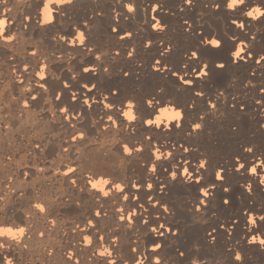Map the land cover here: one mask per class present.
<instances>
[{"label": "bare ground", "instance_id": "6f19581e", "mask_svg": "<svg viewBox=\"0 0 264 264\" xmlns=\"http://www.w3.org/2000/svg\"><path fill=\"white\" fill-rule=\"evenodd\" d=\"M45 2L0 3V20L6 21L0 32L14 37L0 36V226L26 229L19 243L0 237L10 244L0 249V260L264 264V245L258 242L264 236V16L245 15L253 8L264 12V0H245L242 11L227 9L225 0H72L49 3L50 23ZM80 32L86 42L73 46ZM212 38L222 47L211 48L206 41ZM240 47L251 55L233 57ZM192 51L199 63L224 69L213 67L207 78L184 85L178 77L192 76L185 67ZM236 73L241 94L213 90L215 80L233 81ZM153 98L160 101L157 108L179 106L185 116L174 123L180 127L165 126L167 118L159 128L143 122L158 114L146 103ZM129 104L137 117L131 122L121 115ZM194 123L202 128L193 131ZM123 144L142 150L128 156ZM249 147L252 153L243 150ZM236 156L239 163L255 165L258 175L236 172ZM201 160L205 169L193 174L201 177L199 184L180 175ZM220 168L226 169L223 182L215 180ZM101 178L110 183L96 189L87 183ZM200 200L206 205L197 212ZM129 215L132 220L120 219ZM233 252L243 261L234 262Z\"/></svg>", "mask_w": 264, "mask_h": 264}, {"label": "snow or ice", "instance_id": "6c2138e0", "mask_svg": "<svg viewBox=\"0 0 264 264\" xmlns=\"http://www.w3.org/2000/svg\"><path fill=\"white\" fill-rule=\"evenodd\" d=\"M5 2V0H0V3H3ZM72 0H50V3H71ZM186 2L188 4H191V0H186ZM231 4V7H229V5ZM245 4V0H225V4L224 6L227 8V9H230V10H241L242 11V8L241 6ZM215 7L219 8L221 7L220 4H215L214 5ZM259 11H260V8H258ZM128 10L129 11H133V8L131 5H128ZM251 12H252V9L247 11L245 13V15L247 17H251L252 19H257V16H254V15H251ZM259 16H264V12H261L260 11V15ZM54 19V17L51 18V20H48V21H45L46 23H50L52 20ZM6 24V21L4 22ZM233 24H236V21L233 20L232 21ZM239 27L243 28L244 25L243 24H240ZM6 31V29H5ZM128 35L130 36L131 33H128ZM0 36H2L6 41L8 40H11V39H14V37H12L11 35H5L4 32H0ZM123 38V37H122ZM79 42L81 45L85 44L86 42V36L84 34V32H80L79 33V36L78 38H73L70 43L75 46L76 43ZM206 43L211 47L213 48L214 50L216 49H219L220 47H222V42L219 40V39H216V38H212V39H209L206 41ZM243 54V55H242ZM129 56L132 55L131 52L128 53ZM251 55V52H245V49L243 47H240L238 48L237 50H235L234 52H232V56L235 57V58H241L243 59V56H250ZM97 59H99V57H97ZM261 59H264V57H262ZM199 60H200V57L198 56L197 52L196 51H192L188 57V62L187 64L185 65V67L188 69V71H190L192 73V76L190 78H185L187 75H188V72H185L184 75L182 76H179L178 79L184 84V85H188V86H192L194 84V82L196 80H202L204 78H207L209 76V72L212 71V68L215 67L216 69H219V70H223L225 65L224 64H213V65H209L208 63H199ZM257 63H260L259 60L256 61ZM157 64L160 63V61H157L156 62ZM157 71H160L161 69H156ZM84 72H89V69L88 68H84L83 69ZM105 71H107V69H105ZM125 75H127V73H124ZM173 75H176V73H173ZM41 79H46V77L42 76ZM68 85L65 84V87H67ZM41 87H43V85H41ZM85 88H88V85H84ZM92 88H95V85H92ZM89 92H91V89H89ZM197 96H203L204 93L203 91L201 92H197L196 93ZM33 100L36 99V97H32ZM56 99H60L59 96L56 97ZM72 99H76L75 96L72 97ZM85 103H88L87 101H85ZM147 105L151 108L154 109L155 112H157L158 114L155 115V118H149V119H146L144 120L143 122L148 125V126H152V125H155L156 127H161V125L163 124L164 120L167 118L168 120V124L165 125L167 127H180L181 124L180 123H174L176 121H183L184 119V116H185V113L179 108V106H176V105H162L160 106L159 108L156 107L157 104L160 103V101H155L154 103V98L153 99H148L146 101ZM105 107H112L111 104H106ZM129 110L127 111H122L121 112V115L126 118L127 120H129L130 122L131 121H135L137 119L136 115L131 111L132 109V105L129 104ZM217 106L215 104H212L211 105V108L212 109H215ZM171 110V112H169L168 110ZM60 111L62 112H67L68 109L67 108H62L60 109ZM173 113H178L179 115L177 117H173L172 114ZM130 114V116H129ZM151 115V114H150ZM66 119L68 117H65ZM110 120L112 119L111 116L108 117ZM201 120V122L203 121V117H200L199 118ZM192 130L193 131H196V130H200L202 128V123H194L192 126ZM191 134V133H190ZM73 139H76V137H73ZM80 139H84V134L81 133L80 134ZM151 139V138H149ZM121 150L123 151V153H125L126 155L130 156L132 154V151L135 150L137 152L141 151L142 149H139V148H130L127 144H123L121 146ZM185 151H187V149H184ZM244 151L248 152V153H252L253 152V149L251 147L247 148V149H243ZM158 151V150H157ZM254 154V153H253ZM168 156H171L172 153L169 152L167 154ZM163 156V153H161L160 156H157L156 159L159 160L161 159V157ZM235 161L236 163L233 165V168L236 172H241V170H243L244 172L246 173H250L252 175H258V169L255 165H251V166H248V162L245 160L244 163H239V160H240V156H236L235 158ZM261 164L264 165V161H261ZM179 167V166H178ZM206 167V161L205 160H201L199 162V166L195 169H193L191 172L189 171L188 168H183L182 171L180 172V175H185L187 176L188 179L192 180L194 183L196 184H199L200 181H201V177H199L198 175L194 176L193 174L194 173H199L201 170L205 169ZM153 172L156 170V166L153 165L152 166V169H151ZM69 172H74V169H69L68 170ZM226 172V169L224 168H220L219 170H217L215 172V180L217 181H221L223 182L224 180V175H222V173H225ZM65 175H67V173H65ZM171 176L173 179H176L177 178V173L175 171L171 172ZM262 183H264V181H261ZM73 184L76 183L75 180L72 181ZM87 183H90L91 184V187L93 189H96L98 186H100L102 188V186L104 184H109L110 182L106 179H103L101 178L100 180L98 181H87ZM116 189L120 192H123V188L119 185V184H116L115 185ZM147 187L149 189L152 188V185L151 184H148ZM211 187H215V184H212ZM200 191L202 192L203 196L204 197H210V192L206 189V188H201ZM225 192L228 191L227 188L224 189ZM248 191L251 192L252 191V187L249 186L248 187ZM108 192H103V195L104 196H108ZM125 199H128L127 196H125ZM157 203H159L157 201ZM224 204H228L229 201L228 200H224L223 201ZM200 205H206V202L204 200H200L196 206V211L199 212L200 211ZM35 207L37 209H39L41 212H44L45 211V208L43 207V205L41 204H36ZM165 211H168V209L165 207L164 208ZM101 213L99 211H97L95 213L96 216H99ZM120 219L124 220V219H128V220H132L133 217L131 215H129L128 217H124V216H121ZM260 220L262 222H264V216H261L260 217ZM249 221L252 225H256L257 221L255 219V217H252V216H249ZM89 223H91L89 221ZM144 224L147 225L148 224V221H144ZM164 226L161 224L159 225V228H163ZM26 231V230H25ZM151 231L153 232H159V229L157 228H152ZM168 231H171V229H168ZM213 231H215V229H213ZM250 231H258V228L257 229H251ZM25 234V232H24ZM23 234V235H24ZM41 235H43V233H41ZM159 235H163L162 232H159ZM208 236L212 239V240H215L216 237L212 235L211 232L208 233ZM101 239H103V237H101ZM251 243H256L257 242V237L255 235H252L251 237ZM259 244L260 245H264V236H262L260 239H259ZM89 243H91V241L89 240ZM4 244H7L6 242H4ZM26 247V245H25ZM160 245L159 244H156L155 245V248H159ZM155 248L153 250H155ZM134 251V250H133ZM100 255H104V253H100ZM177 255L179 257H184L185 256V252L184 251H178L177 252ZM232 256H233V260L234 262H242L243 261V257L239 254V252H233L232 253ZM0 264H5V260H0ZM12 264H13V260H12ZM188 264H197L196 261L194 260H190L188 262Z\"/></svg>", "mask_w": 264, "mask_h": 264}, {"label": "clouds", "instance_id": "9594fccd", "mask_svg": "<svg viewBox=\"0 0 264 264\" xmlns=\"http://www.w3.org/2000/svg\"><path fill=\"white\" fill-rule=\"evenodd\" d=\"M49 3L50 0H46L45 5H44V16H45V21L51 20L52 15H51V8L49 7ZM229 7H231V4L229 5ZM251 15L254 16H259L260 15V11L258 8H253ZM4 24L3 20H0V31H2V26ZM169 112H171V110H168ZM179 114L178 113H173L172 116L173 117H177ZM130 116V114H129ZM2 199V198H0ZM25 227L24 226H19L17 228H12L11 226H7V227H3L0 226V237H9L12 240H15L17 243H19L20 239L23 237V234L25 232ZM6 247H10V244H4L3 241H0V249L6 248ZM5 264H12V259L10 257H5Z\"/></svg>", "mask_w": 264, "mask_h": 264}, {"label": "rangeland", "instance_id": "374dc122", "mask_svg": "<svg viewBox=\"0 0 264 264\" xmlns=\"http://www.w3.org/2000/svg\"><path fill=\"white\" fill-rule=\"evenodd\" d=\"M235 76V77H234ZM233 76V81L230 79L228 80H215L212 83L213 90H219L220 92H224L227 90V92L230 91V93L233 92V94H241V82L239 77V74L236 73V75ZM226 92V91H225Z\"/></svg>", "mask_w": 264, "mask_h": 264}]
</instances>
